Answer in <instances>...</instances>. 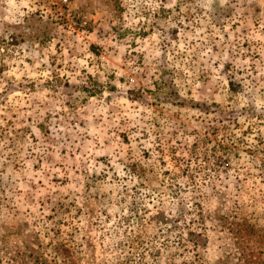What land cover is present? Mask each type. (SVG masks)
<instances>
[{"label":"rangeland","instance_id":"1","mask_svg":"<svg viewBox=\"0 0 264 264\" xmlns=\"http://www.w3.org/2000/svg\"><path fill=\"white\" fill-rule=\"evenodd\" d=\"M35 258L264 264V0H0V264Z\"/></svg>","mask_w":264,"mask_h":264},{"label":"trees","instance_id":"2","mask_svg":"<svg viewBox=\"0 0 264 264\" xmlns=\"http://www.w3.org/2000/svg\"><path fill=\"white\" fill-rule=\"evenodd\" d=\"M64 252H67L66 250H63ZM30 264H50L49 262H47L46 260L44 259H40V258H35V259H32V261H29ZM53 264V263H52Z\"/></svg>","mask_w":264,"mask_h":264},{"label":"built area","instance_id":"3","mask_svg":"<svg viewBox=\"0 0 264 264\" xmlns=\"http://www.w3.org/2000/svg\"><path fill=\"white\" fill-rule=\"evenodd\" d=\"M63 1H65V0H63Z\"/></svg>","mask_w":264,"mask_h":264}]
</instances>
